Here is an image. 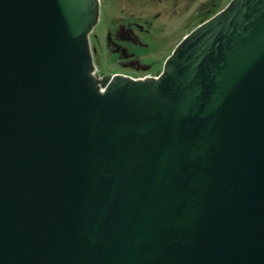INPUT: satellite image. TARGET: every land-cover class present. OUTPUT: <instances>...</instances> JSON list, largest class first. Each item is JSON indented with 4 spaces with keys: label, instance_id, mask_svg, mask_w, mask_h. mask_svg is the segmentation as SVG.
<instances>
[{
    "label": "water",
    "instance_id": "water-1",
    "mask_svg": "<svg viewBox=\"0 0 264 264\" xmlns=\"http://www.w3.org/2000/svg\"><path fill=\"white\" fill-rule=\"evenodd\" d=\"M100 0H0V264H264V0L157 79L95 73Z\"/></svg>",
    "mask_w": 264,
    "mask_h": 264
},
{
    "label": "rangeland",
    "instance_id": "rangeland-1",
    "mask_svg": "<svg viewBox=\"0 0 264 264\" xmlns=\"http://www.w3.org/2000/svg\"><path fill=\"white\" fill-rule=\"evenodd\" d=\"M232 0H100V18L90 36L95 73L113 77L116 74L138 76L162 74L167 59L179 43L198 26L224 10ZM120 23H139L148 32V55L158 62L152 72L133 73L112 63L106 52L107 29Z\"/></svg>",
    "mask_w": 264,
    "mask_h": 264
},
{
    "label": "flooded vegetation",
    "instance_id": "flooded-vegetation-1",
    "mask_svg": "<svg viewBox=\"0 0 264 264\" xmlns=\"http://www.w3.org/2000/svg\"><path fill=\"white\" fill-rule=\"evenodd\" d=\"M146 32L148 30L139 23H120L107 29L104 41L112 63L135 74L155 71L159 63L151 60L147 53L150 44L144 38Z\"/></svg>",
    "mask_w": 264,
    "mask_h": 264
},
{
    "label": "built area",
    "instance_id": "built-area-1",
    "mask_svg": "<svg viewBox=\"0 0 264 264\" xmlns=\"http://www.w3.org/2000/svg\"><path fill=\"white\" fill-rule=\"evenodd\" d=\"M161 76V74L160 75H157V76H153V75H149V74H144V75H136V76H127V77H130V78H132L133 80H136V81H138V80H143V79H152V78H155V79H157V78H159Z\"/></svg>",
    "mask_w": 264,
    "mask_h": 264
}]
</instances>
